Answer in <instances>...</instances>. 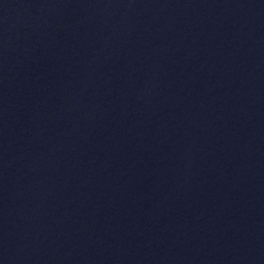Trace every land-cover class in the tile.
I'll return each instance as SVG.
<instances>
[{
	"label": "water",
	"instance_id": "1",
	"mask_svg": "<svg viewBox=\"0 0 264 264\" xmlns=\"http://www.w3.org/2000/svg\"><path fill=\"white\" fill-rule=\"evenodd\" d=\"M0 264H264V0H0Z\"/></svg>",
	"mask_w": 264,
	"mask_h": 264
}]
</instances>
